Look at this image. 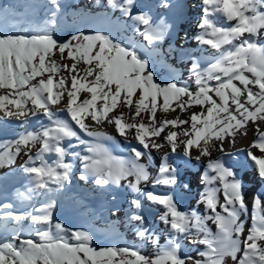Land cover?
Instances as JSON below:
<instances>
[{
    "label": "snow or ice",
    "instance_id": "snow-or-ice-1",
    "mask_svg": "<svg viewBox=\"0 0 264 264\" xmlns=\"http://www.w3.org/2000/svg\"><path fill=\"white\" fill-rule=\"evenodd\" d=\"M50 2L55 9L60 8L58 0ZM106 3L134 25L143 26L141 35L149 45L163 41L174 28L139 10L136 0ZM200 4L202 15L196 23L200 34L196 39L217 50L219 57L203 71L199 64H193L194 90L176 81L157 83L149 60L136 48L115 43L99 32L77 33L65 42L50 32L0 34V121H19L22 125H29L32 117L48 121L39 131L26 130L14 141L0 143V167L14 164L24 153L27 160L23 169L32 179L29 193H50L71 182L73 165L66 160L71 155L82 165L80 180L91 177L97 185L115 186L126 182L136 194L131 202L136 209L142 208V197L161 205L164 212L160 219L170 233L163 247L150 229L137 233L157 244L153 256L130 247L97 249L88 232L54 222L56 202L50 200L32 214L9 210L0 216V220L27 219L40 226L36 240L16 234L0 240V264H226L227 258L233 264H264V201L259 196L254 198L252 224L245 236L241 221L247 211L243 183L222 158L211 159L213 150L226 154L225 138L230 137L234 145L239 131L245 129L246 134V126L252 122L258 139L251 148H258L262 154L257 156L250 148L247 155L264 182V131L257 123L264 122V43L259 42L264 40V0H200ZM161 6L172 5L165 0ZM221 19L230 26H219ZM57 53L61 61L71 63L58 62L54 58ZM62 71L70 74V83L60 75ZM81 93L89 95L81 98ZM161 97L163 103L159 104ZM62 101L66 102L59 111L66 113V119H61L54 108ZM172 102L181 112L194 106L200 111H192L187 120H158V107L164 113L176 111ZM104 124L114 125L120 136L126 140L131 137L142 147H131L129 157L113 155L101 142L112 139L98 130L97 126ZM180 125L189 127L174 130ZM81 133L94 140L83 139ZM79 146H83V154L69 152ZM165 147L189 160L209 158L202 177L205 190L199 201L205 214L179 210L171 195L144 191L142 185L148 183L179 186V172L170 163L168 152L155 176L141 163L143 158L151 160L152 149ZM221 189L223 203L218 195ZM131 219L144 224L140 214ZM210 224L215 225V232ZM181 237L204 246L201 259L180 256Z\"/></svg>",
    "mask_w": 264,
    "mask_h": 264
},
{
    "label": "bare ground",
    "instance_id": "bare-ground-1",
    "mask_svg": "<svg viewBox=\"0 0 264 264\" xmlns=\"http://www.w3.org/2000/svg\"><path fill=\"white\" fill-rule=\"evenodd\" d=\"M7 1L8 0H0V13L6 12L3 7H7ZM10 1L13 3L14 10L29 8L27 5H24L23 0ZM136 2L139 10L149 12L157 23L163 21L174 25L168 38H166L168 44L165 48L168 52V57L173 59L172 61L170 60L171 66L177 67L180 71L178 72L179 76L188 77L192 74L191 69L185 67L186 64H198L208 61L213 63L219 57L217 50L211 48L209 45L202 44L196 39L200 34V30L196 28V23L202 15L200 0H167V3L172 5L171 7L161 6L165 0H136ZM58 3L60 8L57 10L53 7L50 0H40L38 5H34L32 10L36 13L42 11L44 14L51 13L52 15L53 12H55V16H53L54 21L66 15L75 14L76 18L80 19L83 23L92 20L95 16L104 17L105 13L112 14L119 11L107 5L106 0H58ZM188 6H191V9L188 8ZM218 25L222 27L230 26L229 23L223 19L218 21ZM178 30L183 31L181 36L184 39L181 45H176ZM259 42L264 43V40H260ZM65 63L69 62L66 61ZM60 75L68 78L70 83V74L68 72L62 71ZM80 95L81 98H83L89 94L81 93ZM65 102L66 101H62L60 105H56V110L62 108ZM98 103H102V101ZM171 107L176 108V111L173 112L170 110L168 113H164L158 108L156 113L157 119L163 120L180 117L181 119L187 120L192 111H200L198 106H194L188 111L181 112L176 106V102H172ZM124 111L127 112V109H124ZM63 113L59 114L61 115L60 118L66 119L67 115ZM47 123L48 121L43 117L40 119L34 117L30 118L29 125H22L19 121H0V143L14 141L26 130L39 131L41 125H46ZM86 123H90V121L86 120ZM257 123H259L260 130L264 131V122L258 121ZM97 127L99 131L106 133L107 136L112 138L102 140L101 142L104 143L107 148H113L121 152L124 157H129L131 155V147H142L131 137L126 140L125 137L120 136L114 125L104 124L103 126ZM184 127H189V125H180L179 128L174 130L179 131ZM244 133L245 129L239 131L235 137L234 145L231 142V138L226 137L224 141L226 154L222 156L220 152L213 150L211 159L222 158L225 162V166L232 168L236 173L237 179L243 183L247 211L242 213L241 221L244 223V234L246 236L252 224L254 198L259 196L261 200L264 201V182H261L258 178L254 168V162L247 155V151L251 148L253 141L258 139L256 125L249 122L246 126V134ZM10 136H14V138ZM81 136L88 141L94 140V138L88 137L83 133H81ZM152 139L157 138L153 137ZM158 142L164 143L162 139H159ZM72 143L75 145L76 141L73 140ZM73 150L79 151L82 154L84 153L83 146L69 149V152ZM251 150L257 156L262 154L258 148H251ZM165 152L169 153V161L172 166L178 169L179 186L169 188L163 185L154 186L152 183H148L142 185L144 191L171 195L177 199L179 204L184 206V212L195 211L201 215L205 214V207L202 203H199V201L201 199V194L205 190L202 177L209 158L205 157L201 161H196L195 159L189 160L187 157L183 156L184 158H179L181 155L172 154L167 147L160 151L152 149L151 160L143 158L141 163H145L149 166V170L153 176L156 175L160 164L163 162ZM193 152L195 154V149ZM228 153L231 155H228ZM32 154H35V149L32 150ZM172 156H176L177 158ZM26 160L27 156L22 153L14 164L7 165L5 168H0V190L6 185H15L17 188L14 192L5 194H7L9 199L19 208H25L27 214H32L35 209L43 207L50 200H55L56 207L53 213L57 211H59V213H64V211L69 208L71 220L79 222L81 227H86L87 222L90 220L93 224L95 223L99 226L95 229L97 237L94 244H97V242H100L102 239L109 241L106 247L102 248L112 247V242L118 240L120 244L124 246L129 247V244L138 245L141 249L148 248L151 253H156L158 250L156 243L137 235L143 228H150L151 232L154 234L155 240L159 242V246L163 247L168 244L170 233L168 227L160 219L164 212L163 207L144 197L141 198V209L138 210L133 207L131 202L136 198V194L127 188L126 182L124 186H115L97 185L91 177L87 180H80L79 176L83 171L82 165L79 159L69 155L66 157V160L73 165V175L70 183L66 184L63 189H57L50 193H29L28 190L32 187V179L23 169ZM185 184L189 187L185 188ZM215 186L218 188L221 187L219 184ZM77 193L83 196L85 199L84 202L77 204L71 200V196ZM218 195L220 202L223 203L224 197L222 189ZM65 200L67 202H65ZM135 214H140L144 217L143 225H139L140 222L131 219ZM102 218H105L106 221L99 223ZM7 221L8 220H0V224L5 226ZM70 222V220L66 222V228L71 227ZM30 224L35 225L32 222H30ZM210 226L213 232H215V225L210 224ZM179 243L180 253L187 257H192L194 260L201 259L199 253L204 250L203 245L191 242V238L183 237L179 239ZM226 264H233V261L227 258Z\"/></svg>",
    "mask_w": 264,
    "mask_h": 264
},
{
    "label": "rangeland",
    "instance_id": "rangeland-1",
    "mask_svg": "<svg viewBox=\"0 0 264 264\" xmlns=\"http://www.w3.org/2000/svg\"><path fill=\"white\" fill-rule=\"evenodd\" d=\"M4 1V0H1ZM24 5L29 8H19L14 10L13 3L8 0L7 7H3L6 12L0 13V34H9V35H31L41 32H50L54 35L56 39L60 42H65L69 40L72 36L77 33H85V34H94V33H102L104 35L109 36L115 43H119L123 46L134 47L138 50L139 54L143 56L145 59L149 60L150 70L154 73V80L161 85L170 83L172 81H176L181 86H188L190 89H195V77L193 74L188 77L179 76L180 72L177 67L171 66V61L168 57V52L166 51L165 46L168 44L167 39L168 36L165 37L163 41L158 42L155 46L149 45L148 42L141 35L143 31L142 26L134 25V22L130 20L128 17L124 16L120 11H116L115 13H105L104 17L95 16L92 20L87 22H82L80 19L76 18L75 14L66 15L65 17H61L59 20L53 21V15L51 13L44 14L42 11L34 12L32 9L34 5H38L40 0H23ZM191 9V6H188ZM193 9V7H192ZM52 20V21H51ZM47 21V22H46ZM183 31L178 30V36L176 37V45H181L182 40L184 39L181 35ZM75 43V41H73ZM183 49V48H182ZM58 62L65 63L66 61L71 63L69 60L61 61L59 54L57 53L54 57ZM171 60V61H170ZM211 62H200L198 63L201 67V70L207 69ZM195 64V63H194ZM83 65H81L82 67ZM193 64H186L185 67L188 69H192ZM135 99V97H134ZM159 104H162V97L160 98ZM55 108V106H54ZM159 108V107H158ZM58 115L60 113L59 109L57 110ZM65 115V113H63ZM61 116V115H59ZM7 136V135H4ZM14 138V136H10ZM113 155L118 157H124V155L114 150L113 148H108ZM177 158L176 156H172ZM179 158H184L182 155ZM38 163V162H37ZM7 167L4 166L3 168ZM2 168V167H0ZM17 187L15 185L9 184L4 186L3 189L0 190V216H4L7 211L11 210L19 214H25V208H19L16 204H14L9 197L8 193L14 192ZM68 190V189H66ZM175 200L179 210L184 211V206L179 204L177 199L173 197ZM71 200L76 202L77 204L84 202L85 199L79 193L71 196ZM65 202H67L65 200ZM9 205L8 209H5L3 206ZM69 208L64 211V213H59V211L54 212L53 220L54 222H59L63 224L66 228V222L70 220V230L79 229L82 231L88 232L92 237V246L100 249L102 247H106V244L109 242L105 239H102L97 244L96 242V234L95 229L99 227L97 224H93L91 220L87 222L86 227H81V224L75 220H71V216L69 214ZM105 218L99 223L105 222ZM30 220L24 221H14L8 220L5 226L0 224V240L8 239L10 235L16 234L23 238H31L33 240L38 239L35 235L37 228L39 225H31ZM141 225V224H139ZM148 229V228H147ZM150 229V228H149ZM112 247L115 248H123L127 247L123 244H120L118 240H114L112 242ZM130 248L139 249L142 254L146 256H153L155 253H151L148 248L141 249L138 245L129 244ZM181 257H187L186 255L180 253ZM118 259V258H117Z\"/></svg>",
    "mask_w": 264,
    "mask_h": 264
}]
</instances>
